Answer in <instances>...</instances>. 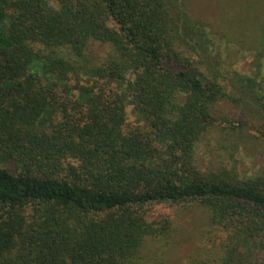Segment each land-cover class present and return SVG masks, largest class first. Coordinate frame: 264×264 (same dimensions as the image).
Instances as JSON below:
<instances>
[{
	"label": "trees",
	"instance_id": "trees-1",
	"mask_svg": "<svg viewBox=\"0 0 264 264\" xmlns=\"http://www.w3.org/2000/svg\"><path fill=\"white\" fill-rule=\"evenodd\" d=\"M248 3L226 31L170 0H0V264H155L172 225L148 207L187 201L225 232L219 264L264 257V174L195 156L236 90L264 110V0Z\"/></svg>",
	"mask_w": 264,
	"mask_h": 264
},
{
	"label": "rangeland",
	"instance_id": "rangeland-1",
	"mask_svg": "<svg viewBox=\"0 0 264 264\" xmlns=\"http://www.w3.org/2000/svg\"><path fill=\"white\" fill-rule=\"evenodd\" d=\"M48 1L57 7L56 0ZM170 3L174 10L180 6L188 15L209 24L211 22L214 28L220 26L226 31L232 29L231 21L233 24L246 23L249 14L247 0H170ZM232 13L235 16H231ZM231 48L234 67L250 74L252 52L238 42ZM90 50L92 56L101 60L110 47L93 42ZM222 53L230 55V50L224 49ZM240 91L243 90H236L235 96L242 97L241 102L235 103L226 98L214 111L212 124L197 143L195 156L197 165L203 171L226 168L241 180H246L264 174V110L259 109L257 103L260 101L253 99L250 90L248 95L247 91ZM127 117L128 123L132 124L134 117L130 108ZM148 210L150 219L167 217L172 225L171 236L161 241V246L154 245L145 253L156 261L155 264H219L223 253L221 243L226 234L211 222L205 207L196 201H187L153 204ZM243 253L249 254L246 250ZM244 258L240 264H264V257L258 252L249 259Z\"/></svg>",
	"mask_w": 264,
	"mask_h": 264
}]
</instances>
